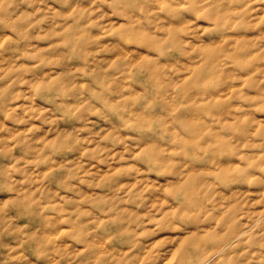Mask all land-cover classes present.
Wrapping results in <instances>:
<instances>
[{
  "label": "rangeland",
  "instance_id": "1",
  "mask_svg": "<svg viewBox=\"0 0 264 264\" xmlns=\"http://www.w3.org/2000/svg\"><path fill=\"white\" fill-rule=\"evenodd\" d=\"M208 257L264 264V0H0V264Z\"/></svg>",
  "mask_w": 264,
  "mask_h": 264
},
{
  "label": "bare ground",
  "instance_id": "2",
  "mask_svg": "<svg viewBox=\"0 0 264 264\" xmlns=\"http://www.w3.org/2000/svg\"><path fill=\"white\" fill-rule=\"evenodd\" d=\"M242 234H243V231H238L237 233L232 234L231 237H230L227 241L224 242V244H223V246L221 247L220 250H224V249H226L228 246L231 245L232 242H234V240L240 238V237L242 236ZM217 252H218V251H217ZM217 252H216V253H217ZM214 254H215V253H214ZM211 256H213V255H211ZM210 258H211V257L206 258V259H205L204 261H202L200 264H207V262L209 261Z\"/></svg>",
  "mask_w": 264,
  "mask_h": 264
}]
</instances>
